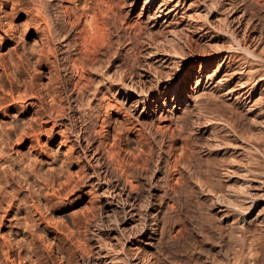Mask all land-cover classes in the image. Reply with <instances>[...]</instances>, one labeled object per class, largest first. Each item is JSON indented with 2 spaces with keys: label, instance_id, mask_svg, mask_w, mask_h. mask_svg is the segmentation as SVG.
Segmentation results:
<instances>
[{
  "label": "rangeland",
  "instance_id": "374dc122",
  "mask_svg": "<svg viewBox=\"0 0 264 264\" xmlns=\"http://www.w3.org/2000/svg\"><path fill=\"white\" fill-rule=\"evenodd\" d=\"M130 1L131 0H0V239L3 236L2 234H5L3 236L5 238L10 232V237H6V242L9 241L8 243L12 245L14 243L13 251H15L11 252V257L6 261L7 264H12L13 259V264H101L103 259L105 262L103 261L102 264H106V260L102 255L107 248L113 250L114 253L118 250L117 254H120L124 251L121 249L124 245L123 248H125L127 252L130 251L131 254L132 251H135L133 247H138L139 245V248H143V246L149 248L152 241L153 254L148 255L149 257L153 255L150 257L151 261H153L152 264H162L163 261L167 264H201V261L202 264H231L237 256H239L237 257L238 259L232 264H264V230H259V228L255 229L251 223H244L242 225L245 226H241L240 228L235 226L239 230L237 231L236 229L233 231L235 227L232 226L231 229V223L229 221H226L227 224H225V221H220L218 217L220 214L217 211V206L221 202L218 193L225 190L228 186L226 184L228 183L229 186H232L230 188H234L235 186V188H238L239 186L237 183L239 182L236 176H238L237 174H241L243 177L246 173L245 172L243 175V169L246 167L250 170L253 169L252 172L248 171L243 178L252 175L260 176L262 173L264 174V122L261 121H264V116L257 112L250 113L249 116V113H242L245 111H241L242 108L240 107H238V111H236L231 109L234 107L237 109L236 104L232 105V102H229L230 100L232 101V99L216 95L218 93L215 94V92H212L213 94L211 93L212 96H210V91L207 90H204V95L202 94L203 91H194L193 93V89L188 86L187 91L190 96L188 98L185 97V101H183L182 104L172 99L173 95L171 91L167 93L165 99L167 104L165 103L164 106L155 107L157 105L155 102L152 104L147 103L144 108V114L147 118L145 119L146 121H143L144 123L146 122V124L143 122V125L139 123L140 120L137 118V112H133L128 108L127 104L129 101L127 99L123 97L120 98L121 96H119L118 88H120L123 83L127 82L129 84L130 82L136 88L138 86L137 89H145L146 85L149 84L147 81H144L143 75L145 73L155 75L162 72L161 74L164 78L167 72H164L165 68L158 69L159 65L154 61H151L153 62L152 64H154L151 65L150 62L146 63L141 59L140 49L143 47H141V45L150 44L152 42L151 40L156 38L155 35H157V38H162L163 34L160 32L158 33L161 35L155 34L160 29L157 26L151 27L152 22L147 20V15L145 13L138 14V11L140 12L139 8L142 0H139L136 5H132ZM208 1L213 7H211ZM212 1L199 0V2H205L204 4H206L203 10L204 12H201L202 16L204 17L203 14L208 12L205 14V17L212 25L215 23V26H222V28H225L229 21L228 19L235 17L236 20L238 19L242 23L241 27L244 25L243 28H246L249 34L248 39L250 40L253 38L250 41L259 43V48L261 46L264 47V0ZM227 6L230 7L228 10H226ZM230 10L231 13L229 14ZM63 15H66V17H62ZM218 15L225 16L218 18ZM43 17L46 19L44 20ZM91 17L94 18L99 26L102 25L101 31L104 29L101 32V34H103L101 37L102 39H99L100 42H103L98 43L97 47L99 49L96 48L97 50L93 53V57L85 50L84 54L86 55L87 53L86 56L81 52L83 44L85 43L81 35L84 33L85 28H87L86 26H88ZM224 18L225 21L222 20ZM214 19L216 20L214 21ZM217 19H220V21ZM45 21L48 28H54L47 29ZM222 21H224L223 23L226 22V25L223 24L224 27L221 24ZM218 24L220 25L218 26ZM146 25H149L147 29H145ZM35 27L37 29H35ZM156 27L159 30H157ZM66 28L69 30L67 32L71 34V40H75L71 42V44L74 43L70 48L72 52H70L71 50L69 49V52H66L67 54H65L64 48L61 49L62 45H57L60 43V40H56L57 36L55 31H53L57 29L66 32ZM151 29H154L156 32ZM48 31L53 32L52 35ZM182 32L178 33L179 37L175 40L176 42L174 41L176 43H174V47L178 46L175 47L178 52H185L187 54L189 51L199 53L202 52V49L203 51L205 50V45L203 47V44L201 46L199 42L193 41L191 43L187 41V38H184L185 31ZM147 33H150V35L148 36ZM144 35H146V38ZM150 36L151 40L148 38ZM45 37H48V43ZM239 37H241V34ZM52 38H55V43L52 42L54 41ZM184 39L186 40L183 42ZM146 40L150 41L147 42ZM137 41H139V43ZM45 42L46 44H44ZM96 42H98V39ZM185 42L188 43L186 44ZM40 43H42V47ZM177 43H179V45H177ZM183 44L186 45L184 46ZM183 46L186 49L183 48ZM72 47L77 53L73 51ZM263 47H261L262 49L260 48L262 51H264ZM46 48L49 49V51ZM138 49L139 52L137 51ZM40 52L43 54H40ZM132 52L135 53L136 56ZM61 54L64 55L62 56ZM78 54H80L81 60H78L80 59ZM39 55H41L40 57L42 59ZM133 55L134 57H132ZM101 57L104 59L102 58V60ZM83 59L90 62L93 60L91 63L95 64H93L95 72L85 73L87 76L89 75V79L86 75V77L83 76L80 78L83 70L79 69V64L77 63L78 61H83ZM76 60L77 62L74 66ZM138 60L142 61V65L139 64L141 63L140 61L138 63ZM95 61L102 63H100V65L98 64L101 69L100 71ZM262 61L263 60L258 63L261 64V67L258 66V68L261 69L259 70L260 73H264V61ZM106 62L108 64H106ZM91 63L90 65H92ZM155 66L158 71L155 70ZM198 66L199 64H197L196 68H192L193 71L191 68L187 69L184 79H180V83H194L193 81H189V79L192 78L191 80H193L196 78L198 75ZM76 67L78 69H76ZM77 71L79 72L77 73ZM101 71L107 73L103 74V77L100 79V76H102ZM158 74L154 76V79L157 76L159 78ZM106 76L108 78L110 77V79L105 78ZM162 76L160 78H162ZM92 78L93 80L95 79L96 83ZM84 79L90 82L87 81V83L84 81L85 83H82ZM91 81H93V83ZM97 82L100 83L96 85ZM104 82L106 85L102 84ZM163 84L164 82L161 81V89H163ZM118 85L120 86L118 87ZM80 86H83L82 88L84 89ZM139 86L141 88H139ZM86 87L89 89L87 90ZM107 88H109L110 91ZM79 89L85 91L81 92ZM92 92L93 94H91ZM86 93L90 94V97ZM198 93L202 94L199 98L198 96L200 95H198ZM205 93L208 96H206ZM80 95L83 98L82 102H80ZM191 95L192 98H190ZM194 96H197V98ZM215 96H217L216 99L218 100L214 99ZM218 97L223 99H219ZM187 99L188 105L185 103ZM219 100H223L225 103ZM123 101L126 102L124 103ZM173 102H175V104ZM230 103L231 105H228ZM176 106L178 107L175 108ZM139 109H141V106ZM181 109H183V111ZM190 109L191 111H189ZM178 110L181 111L179 112ZM209 111L211 113L215 112V114H212L217 116L216 119ZM198 112H202V114L200 113L199 115ZM81 113L87 116H82ZM196 113L198 114L196 115ZM169 114H171V116ZM242 114L243 117L241 116ZM247 115L250 118L252 116H257L256 120L255 118L251 120ZM193 116H195V119ZM196 116H200L201 118H197ZM261 117H263V119H261ZM194 120L198 122L196 123ZM211 120H215V122ZM221 121L227 122V124L221 123ZM198 123L201 125H198ZM66 125L68 126L66 127ZM226 125L227 127H225ZM220 126L221 128L219 129L221 130L219 133L218 127ZM205 128L206 130H203ZM86 130H88V132H86ZM66 131L71 133L67 134ZM211 131L214 133L212 134ZM77 135L79 137H81V135H84V137L87 136L85 137L87 139H82L81 142L77 144L76 140H74ZM216 135L218 137L217 139H215ZM18 137L20 138L18 139ZM223 138L226 141L223 140ZM88 139L90 140L88 141ZM90 141L92 142L91 147L93 150L98 152V159L92 158L90 156L91 151L86 150V146H89L87 143L89 142L91 144ZM208 141H211L210 144ZM207 142L209 147L207 146ZM232 142L237 145H245L246 150L250 149V153L248 151V153L246 152L248 154L247 159L249 160L247 161L249 163L247 162L246 164V158H243L246 156H242L246 153L237 154ZM211 143H213L212 145L216 144L217 147L214 145L215 147L213 146V148L210 149L212 147ZM221 143L226 144H223L226 147ZM246 144H248L247 147ZM227 145H229L230 148ZM83 148L85 149L83 150ZM229 149H231L234 160L235 157H237L235 161L238 162L242 160L240 163H237L238 165L241 164L240 166L236 165L233 167V171H235L233 174H235L229 180L230 182L226 181V178H224L225 175H223L225 174L223 172L226 171L225 167L228 165V161H230L228 158L232 157L231 159H233ZM97 161L99 163H97ZM101 166L103 168H101ZM221 166L225 170L220 168ZM239 167L240 169H238ZM219 168L224 171L222 172ZM110 178L114 181L117 180V182H120L128 191L136 194L138 198L140 197L139 201L143 199L141 204L145 205L147 202H155L152 204H156L155 206L157 207H162V212L164 211V214L161 213L163 215H161V220L165 224L162 238L158 240L147 238L143 234L147 233V230L140 233V225L143 221L139 223L132 222L134 224L133 226L129 223H123V212L116 204H113L115 202L113 195H111V191H108L110 190V184H108ZM234 178L236 181L233 180ZM112 179L111 182L113 181ZM221 181H225L224 183L226 184H222ZM223 186L224 189L221 188ZM210 188L213 190L216 189L214 190L215 192ZM41 189H43V191ZM219 189L222 190L219 192ZM7 191L8 193H6ZM9 193L12 194V196ZM41 193L46 198H44ZM7 194H9L10 197L9 195L7 196ZM37 194L39 196H37ZM211 196L214 198H210ZM7 197L12 200H9ZM7 199L10 201L9 205V202L6 201ZM24 199L25 201H23ZM210 199H213V201ZM26 200L30 208H28L25 203ZM224 200H222V202ZM19 201L21 202L18 203ZM108 203L112 204L109 206L107 205ZM23 204L26 205L22 206ZM263 207L264 205L262 208ZM14 208L17 209V212ZM26 208H28V210ZM103 208L106 209L104 210ZM262 210L264 212V209ZM3 213L4 218L2 217ZM212 213L215 214L213 215ZM215 215H218L217 218H215ZM211 217L213 218L210 219ZM207 218L210 220L209 223L215 228L208 223ZM213 219L217 220L213 221ZM205 220H207L206 223ZM1 221L4 222L2 223ZM148 222H150V220ZM214 222H217L218 226L217 223L215 225ZM222 222L229 226H225V228L222 224L223 228L222 225H220ZM112 226L115 227L116 231L110 233L111 231L108 229ZM127 226L128 229H124L127 228ZM243 227H247L248 229H244ZM119 228H121V231ZM230 229L233 234V239L237 234V240L234 239L235 241L232 242L229 238L230 234H228V232L231 233ZM106 230H108V232ZM225 230H227L226 234H224ZM221 231L224 232L221 233ZM211 232L214 234L212 235ZM238 232L240 234H238ZM259 232H261V234ZM217 233L219 239H216V237H218ZM247 233H249L248 236L245 235ZM109 234H114V236L110 238V236H108ZM128 234H130L129 237ZM253 234H255V236H253ZM238 235L242 236L238 237ZM11 236L13 239L16 237L15 240H18V242L16 243L15 240L11 239ZM126 236L129 238V241L124 242L123 239L126 240ZM152 236L154 237V234ZM241 237L243 241L239 240ZM117 238L118 242L116 240ZM216 240H218V243H216ZM100 241H103V243ZM226 241L231 243L229 244ZM0 242L1 248L2 241L0 240ZM27 242H30V244H27ZM99 242L102 244L100 248ZM237 242H239L240 245ZM252 242L255 245H253ZM164 244H166L167 247ZM227 245V248L230 246V249H226ZM199 246H203L204 248H199ZM17 248L19 250H17ZM118 248H120V251ZM192 249L196 254L192 253ZM235 251L237 254L239 253L236 257L234 255V253H236ZM31 252L32 257H30ZM199 252L202 253L200 254ZM16 253L20 256L18 257ZM35 255L36 257H34ZM120 255L122 256V253ZM181 255L192 256L190 258V256L181 257ZM231 255L234 257L233 261H230L232 258ZM154 256H158L159 258H155ZM29 257L33 258V260ZM154 259L158 260L156 261ZM197 260L200 261L198 262ZM32 261H34V263H32ZM0 264H5L4 256L1 253Z\"/></svg>",
  "mask_w": 264,
  "mask_h": 264
},
{
  "label": "bare ground",
  "instance_id": "6f19581e",
  "mask_svg": "<svg viewBox=\"0 0 264 264\" xmlns=\"http://www.w3.org/2000/svg\"><path fill=\"white\" fill-rule=\"evenodd\" d=\"M210 1H212V0H210ZM218 1V0H217ZM229 1V0H228ZM138 2H139V0H131L130 1V3L132 4V5H136V4H138ZM205 2H207V1H205ZM204 2V3H205ZM209 2V1H208ZM213 2V1H212ZM204 3H202V2H199V0H142V3L140 4V8H139V10H140V12L138 11V14H140V13H145L146 15H147V20L148 21H151L152 22V25H151V27L153 26H157L156 28H157V30H159V31H155L154 29L152 30V31H155L156 33L155 34H158V35H161V34H159L158 32H160V33H162L163 34V37L162 38H157V35H155L156 36V38L154 39V40H151L150 38H151V36L150 37H148L152 42L150 43V44H145V45H141V47H140V45H139V47L141 48L140 50V52H141V56H142V58L141 59H143V61L144 62H150L151 63V65H154V64H152L153 62H151V61H154L155 63H157L158 65H159V67H158V69L159 68H161V69H163V68H165V70H164V72H167V74L165 75V77L163 78V76H162V72L160 73V74H158L157 72H155V71H152V72H155V73H157L158 75H159V78H158V76L157 77H155V79H154V76H156L157 74H151V73H145L143 76H144V81L146 82H148L149 84H147L146 85V88L145 89H142L140 86H139V88H141V89H137L138 88V86H137V88L133 85V84H131L130 82H129V84L126 82V83H123L121 86L120 85H118V87L120 86V88H118L119 89V96H121L120 98H125V99H127L129 102H128V104H127V106H128V108H130L133 112H137V118H138V120H140V122L139 123H141L142 124V122L143 121H146L145 119L147 118V116L144 114V108H145V106H146V104L148 103V104H152V103H156L157 105L155 106V107H160V106H164L165 105V103L167 104V102H165V99H166V97H167V93L168 92H170L171 91V93H172V99L173 100H176V101H178L180 104H182V102L183 101H185V97H189L190 95L188 94V91H187V88H188V86H190L193 90V93H194V91L195 92H198V91H200V92H202L203 91V95H204V90L206 91H210V96H212L211 95V93L213 92H215V94L216 93H218V94H216V95H220V96H222V97H226L227 99H232V101L230 100L229 102H232V105H237V109L234 107V108H231V109H234V110H236V111H238V107H240V108H242L241 109V111H245V112H242V113H249V116H250V113H253V112H257V113H261L263 116H264V73H260L259 72V70H261V69H259L258 68V66H260L261 64H258L259 63V61H261V60H263L264 61V51H262L261 49V47H263V46H261L260 48H259V43H256V42H252V41H250L251 39H253V38H251L250 40L248 39L249 38V34H248V32L246 31V28H243V26L241 27V25H242V23L240 22V20H236L235 19V17L234 18H229L228 20V22H227V25L225 24V23H223L224 21H225V18L224 19H222V20H224V21H222L221 22V24L223 25V24H225L226 25V27L225 28H222V26L221 27H217V26H215L214 24L212 25L211 23H210V21L209 20H207L206 19V17H205V14H207V13H204L203 15H204V17L202 16V13L204 12L203 10H204V8H205V6H206V4H204ZM210 3V2H209ZM214 3V2H213ZM212 3V4H213ZM226 3H228V2H226ZM129 4V3H128ZM130 4V5H131ZM229 4V3H228ZM210 5H211V3H210ZM209 6V5H208ZM231 6V5H230ZM211 7H213L212 5H211ZM210 7V8H211ZM225 7H226V5H225ZM235 7V6H234ZM50 8H51V6H50ZM228 8H230V7H228L227 6V8H226V10H228ZM233 9V8H232ZM235 9V8H234ZM51 10V9H50ZM67 10V9H66ZM216 10V9H215ZM54 11V10H53ZM52 11V12H53ZM60 11V10H59ZM59 11H57V12H59ZM70 11V10H69ZM203 11V12H202ZM46 12H47V10H46ZM51 12V13H52ZM57 12H55V13H57ZM71 12V11H70ZM202 12V13H201ZM206 12V11H205ZM210 12V11H209ZM233 12V11H232ZM231 13V10L229 11V14ZM48 14V13H47ZM62 14H63V11H62ZM69 14V13H68ZM240 14L242 15V13L240 12ZM239 14V15H240ZM49 15V14H48ZM54 15V14H53ZM61 15V14H60ZM59 15V16H60ZM72 15V14H71ZM145 15V16H146ZM236 15V14H235ZM240 15V16H241ZM66 17V15H63L62 17ZM70 16V15H69ZM212 16V15H211ZM219 16V15H218ZM217 16V17H218ZM225 16V15H224ZM224 16H219L218 18H222V17H224ZM238 16V15H237ZM50 17V16H49ZM54 17V16H53ZM56 17V16H55ZM57 17H58V14H57ZM64 17V18H65ZM44 18V20L46 19L45 17H43ZM64 18H63V20H64ZM212 18V17H211ZM211 18H210V20H211ZM214 18V17H213ZM227 18V17H226ZM241 18V17H240ZM244 18V17H243ZM49 19V18H48ZM56 20V19H55ZM54 20V21H55ZM216 19H214V21H215ZM217 20H219L220 21V19H217ZM60 21V20H59ZM53 22V21H52ZM88 22V21H87ZM145 22H146V19H145ZM49 23V22H48ZM86 23V22H85ZM247 23H248V21H247ZM53 24V23H52ZM59 24V23H58ZM57 24V25H58ZM87 24V23H86ZM47 24H46V21H45V26H46ZM54 25H56V24H54ZM53 25V26H54ZM59 25H61V24H59ZM64 25V24H63ZM220 24H218V26H219ZM48 26V25H47ZM46 26V27H47ZM86 26V25H85ZM102 25H100L99 26V24L94 20V18H90V20H89V23H88V26H86L87 28H85V30H84V33H82V35H81V37H83L84 38V41H85V43L83 44V48H82V50H81V52H83L82 54H84V50L88 53V54H91L92 55V57H93V53L97 50L96 48H98L97 46H98V43L100 42L99 41V39L102 37V35L103 34H101V32L104 30V29H102V31H101V27ZM149 26V25H148ZM148 26L146 25V28L145 29H147L148 28ZM40 27V26H39ZM50 27V26H49ZM56 27V26H55ZM61 27H63V26H61ZM66 27V26H65ZM223 27H224V25H223ZM51 28V27H50ZM50 28H48L47 27V29H50ZM54 28V27H53ZM53 28H51V29H53ZM150 28V27H149ZM35 29H37L36 27H35ZM70 29V28H69ZM80 29V28H79ZM84 29V28H83ZM64 30H65V28H64ZM81 30V29H80ZM79 30V31H80ZM150 30V29H149ZM185 31V36H184V38H187V41H189V42H199V43H197V44H199V45H201L202 46V44H203V47H204V45L206 46V48H205V50L203 51V49H202V52H197V53H193L192 51L190 52H188L187 54L185 53V52H183V53H180V52H178L176 49H175V47H178V46H175L174 47V43L176 42L175 40L179 37L178 35V33L179 32H182V31ZM250 30V29H249ZM38 31V30H37ZM51 31V30H50ZM53 31H55V33H56V36H57V41L58 40H60V43H58L57 45H62V48H61V46H60V48L61 49H63L64 48V51H65V54H67L68 52H69V49L71 48V46H73L72 44H74V43H72L71 44V42H72V40H74V39H72L71 40V34H70V32H67V31H69V30H67V28H66V32L64 31V32H62L61 30H57V29H55V30H53ZM78 31V32H79ZM183 31V32H184ZM49 32V31H48ZM48 32H47V35H48ZM182 32V33H183ZM252 32V31H251ZM38 33V32H37ZM51 35H52V33L53 32H49ZM77 33V32H76ZM104 33V32H103ZM144 33V32H143ZM152 33H154V32H152ZM73 34H75V33H73ZM72 34V35H73ZM241 34V37H239V35ZM252 34V33H251ZM50 35V36H51ZM147 35L149 36L150 35V33L148 34L147 33ZM181 35V34H180ZM77 36V35H76ZM79 36V35H78ZM140 36V35H139ZM142 36H143V34H142ZM141 36V37H142ZM146 35H144V37H145ZM38 37H39V35H38ZM53 37V36H52ZM75 37V36H74ZM154 37V36H153ZM153 37H152V39H153ZM159 37V36H158ZM251 37V36H250ZM252 37H253V35H252ZM46 38V40H47V38L48 37H45ZM76 38V37H75ZM79 38H80V36H79ZM146 38V37H145ZM257 38V37H256ZM50 39H51V37H50ZM53 39V38H52ZM55 39V38H54ZM53 39V40H54ZM98 39V42H96V40ZM102 39V38H101ZM100 39V40H101ZM141 39V38H140ZM143 39V38H142ZM45 40V41H46ZM143 40H145V39H143ZM150 40H146L147 42L148 41H150ZM186 39H184L183 40V42L185 41ZM257 40V39H256ZM40 41V40H39ZM38 41V42H39ZM75 41V40H74ZM73 41V42H74ZM82 41H83V39H82ZM175 41V42H174ZM182 41V40H181ZM259 41V40H258ZM257 41V42H258ZM47 43H48V40L46 41ZM46 42L44 43V44H46ZM50 42V41H49ZM53 43H55V40L54 41H52ZM81 42V41H80ZM101 42H103V41H101ZM100 42V43H101ZM138 43H139V41H137ZM180 42V41H179ZM53 43H52V45H53ZM186 43V42H185ZM188 43V42H187ZM186 43V44H187ZM41 45V47H42V43H40ZM50 44V43H49ZM143 44V43H142ZM176 44V43H175ZM185 44V45H186ZM194 44V43H193ZM196 44V45H197ZM56 45V44H55ZM76 45V44H75ZM74 45V46H75ZM100 45H102V44H100ZM177 45H179V43H177ZM182 45V44H181ZM184 45V44H183ZM184 45V46H185ZM190 45V44H189ZM37 46H39V45H37ZM50 46V45H49ZM78 46V45H77ZM76 46V47H77ZM183 46V48H185ZM200 46V47H201ZM47 47V46H46ZM51 47V46H50ZM58 47V46H57ZM138 47V48H139ZM189 47V46H188ZM47 48H49V47H47ZM46 48V49H47ZM59 48V49H60ZM73 48V47H72ZM81 48V47H80ZM80 48H78V49H80ZM202 48V47H201ZM264 48V47H263ZM41 49V48H40ZM40 49H39V51H40ZM46 49H45V51H46ZM51 49V48H50ZM58 49V50H59ZM60 49V50H61ZM99 49V48H98ZM182 49V48H181ZM186 49V48H185ZM37 50V49H36ZM48 51H49V49H47ZM57 50V51H58ZM71 50V49H70ZM134 50V49H133ZM136 50V49H135ZM179 50H180V48H179ZM42 51H43V49H42ZM73 51H74V48H73ZM138 52H139V49L137 50ZM183 51V50H182ZM196 51V50H195ZM198 51V50H197ZM37 52V51H36ZM47 52V51H46ZM67 52V53H66ZM70 52H72V50L70 51ZM74 52H76V51H74ZM79 52V51H78ZM99 52V51H98ZM134 52V51H133ZM132 52V53H133ZM39 53V52H38ZM48 53V52H47ZM77 53V52H76ZM80 53V52H79ZM87 53H86V55H87ZM137 53V52H136ZM40 54H43V53H41L40 52ZM73 54V53H72ZM81 54V53H80ZM80 54H78V56L80 55ZM133 54H135V53H133ZM138 54H140V53H138ZM62 55V54H61ZM64 55V54H63ZM62 55V56H63ZM85 55V54H84ZM85 55V56H86ZM91 55H89V56H91ZM96 55V54H95ZM100 55H101V53H100ZM41 55H39V57H40ZM69 56V55H68ZM130 56V55H129ZM135 56H136V54H135ZM139 56V55H138ZM45 57V56H44ZM66 57V56H65ZM84 57V56H83ZM95 57V56H94ZM97 57V56H96ZM132 57H134V55L132 56ZM140 57V56H139ZM41 58V57H40ZM75 58H77V57H75ZM79 58L80 59H78V60H81L82 58H81V56H79ZM91 58V57H90ZM89 58V59H90ZM103 57H101V59H102ZM131 58V57H130ZM42 59V58H41ZM41 59H40V61H41ZM66 59V58H65ZM86 59H87V57H86ZM99 59H100V56H99ZM98 59V60H99ZM104 59V58H103ZM102 59V60H103ZM138 59H140V58H138ZM37 60V59H36ZM75 60V59H74ZM73 60V61H74ZM88 60V59H87ZM130 60H132V59H130ZM39 61V60H38ZM93 61V60H92ZM91 61V62H92ZM110 61V60H109ZM129 61V60H128ZM133 61V60H132ZM131 61V62H132ZM137 61V60H136ZM139 61L140 60H138V63H139ZM262 61V62H263ZM37 62V61H36ZM76 62H77V60L75 61V63H74V66H75V64H76ZM90 61H85L84 59H83V61H78V63L77 64H79V69H81V70H83V72L81 73V75H80V78L81 77H83V76H87V74H85V73H91V72H93L94 71V66H93V64L94 63H91L92 65H90V63H89ZM95 62H97L96 63V65L98 66V68H99V65H100V63H98V61H95ZM108 62V61H107ZM106 62V64H108ZM130 62V61H129ZM141 63H139V64H141L142 65V61H140ZM145 63V64H146ZM41 64V63H40ZM99 64V65H98ZM102 64V63H101ZM111 64V63H110ZM197 64H199V66H198V68H197V73H198V75L196 76V78H194L193 80H191V79H189V81H193L194 83H190V84H187V83H180V79H184V75H185V73L187 72V69H189V68H191V70H192V68L194 69V68H196V66H197ZM95 65V64H94ZM103 65H104V63H103ZM38 66V65H37ZM97 66H95V67H97ZM157 66V65H156ZM154 67V68H156L155 70H157V67ZM103 67V66H102ZM105 67V66H104ZM151 67V66H150ZM153 67V66H152ZM261 67V66H260ZM97 68V69H98ZM108 68V67H107ZM147 68V67H146ZM39 69V68H38ZM76 69H78L77 67H76ZM160 69V70H161ZM50 70V69H49ZM101 69L99 68V71H100ZM104 70H105V68H104ZM107 70V69H106ZM144 70V69H143ZM146 70V69H145ZM154 70V69H153ZM40 71V70H39ZM108 71V70H107ZM158 71V70H157ZM163 71V70H162ZM193 71V70H192ZM195 71V70H194ZM79 71H77V73H78ZM95 72V71H94ZM98 72V71H97ZM262 72V71H261ZM50 73V72H49ZM75 73V72H74ZM101 73H102V76H100V79H101V77H103V74H106L107 72H105V73H103L102 71H101ZM100 73V74H101ZM76 74V73H75ZM79 75V74H78ZM93 75H95V74H93ZM98 75V74H97ZM110 75V74H109ZM162 76V78H160L161 76ZM49 76H51V75H49ZM85 76V77H86ZM91 76H92V74H91ZM107 76H108V74H107ZM105 77V78H108V77ZM132 76V75H131ZM139 76H141V75H139ZM139 76H138V78H139ZM52 77V76H51ZM79 77V76H78ZM89 77V75L87 76V78ZM95 77V76H94ZM93 77V78H94ZM93 78H92V80H93ZM96 78V77H95ZM99 78V77H98ZM97 78V79H98ZM125 78V77H124ZM133 78H135V77H133ZM89 79V78H88ZM96 79V80H97ZM108 79H110V77L108 78ZM108 79H107V81H108ZM127 79H129V78H127ZM131 79V78H130ZM50 80V79H49ZM79 80V79H78ZM91 80V79H90ZM104 80V79H103ZM133 80V79H132ZM132 80H131V82H132ZM139 80V79H138ZM140 80H142V79H140ZM83 81V82H82ZM82 81H80V82H82V83H85V82H87V81H85V79L84 80H82ZM85 81V82H84ZM93 81H95V79L93 80ZM93 81H91L92 83H93ZM98 81H99V79H98ZM105 81V80H104ZM112 81V80H111ZM125 81V80H124ZM164 82V84H163V89H161L160 87V82ZM88 82H90V81H88ZM87 82V83H88ZM113 82V81H112ZM134 82V81H133ZM141 82V81H140ZM76 83H77V80H76ZM95 83H96V81H95ZM100 83V82H99ZM98 82H97V84L96 85H98L99 84ZM114 83H116V82H114ZM49 84V83H48ZM102 84H105L106 85V83L104 82V83H102ZM109 84V83H108ZM135 84V83H134ZM139 84V83H138ZM84 85V84H83ZM91 85V84H90ZM117 85V84H116ZM136 85H137V83H136ZM78 86V85H77ZM95 86V85H94ZM104 86V85H103ZM113 86V85H112ZM111 86V87H112ZM115 86V85H114ZM142 86V85H141ZM81 88L83 87V86H80ZM90 87V86H89ZM100 87H102V86H100ZM99 87V88H100ZM109 87H110V85H109ZM143 87V86H142ZM87 88V87H86ZM97 88V87H96ZM82 89H84V88H82ZM89 88H87V90H88ZM105 89V88H104ZM107 89H109V88H107ZM114 89V88H113ZM91 90V89H90ZM92 90H93V88H92ZM91 90V91H92ZM97 90V89H96ZM100 90V89H99ZM115 90V89H114ZM219 90V91H218ZM79 91H81V89H79ZM83 91H85V90H83ZM83 91H81V92H83ZM94 91H95V89H94ZM109 91H110V89H109ZM112 91V90H111ZM116 91H117V88H116ZM87 92V91H86ZM89 92V91H88ZM118 92V91H117ZM96 93H97V91H96ZM96 93H95V96H96ZM112 93V92H111ZM212 93V94H213ZM80 94V93H79ZM88 96L90 95V94H88V93H86ZM91 94H93V92L91 93ZM196 94V93H195ZM202 94L200 93H198V95H200V96H198V98L199 97H201L202 96ZM206 94V93H205ZM82 95V94H81ZM80 95V96H81ZM87 95H86V97H87ZM194 95V94H193ZM170 96V97H171ZM197 96H194V97H196L197 98ZM206 96H208L207 94H206ZM214 96V95H213ZM90 97V96H89ZM88 97V99L90 100V98ZM92 97H93V95H92ZM169 97V96H168ZM216 97L217 96H215L214 97V99H216ZM94 98H96V97H94ZM190 98H192V95H191V97ZM195 98V99H196ZM213 98V97H212ZM219 98V97H218ZM86 99V98H85ZM118 99V98H117ZM219 99H223V98H219ZM92 100V99H91ZM193 100H194V98H193ZM216 100H218V99H216ZM83 101V98H82V96H81V99H80V102H82ZM87 101V100H86ZM219 101H223V100H219ZM92 102V101H91ZM124 103L126 102V101H123ZM224 103H225V101H223ZM228 102V101H227ZM174 104H175V102H173ZM186 105H188V99L186 100ZM90 104V103H89ZM173 104V105H174ZM195 104V103H194ZM198 105V104H197ZM222 105V104H221ZM228 105H231V103L230 104H228ZM227 105V106H228ZM140 106H141V109H139L140 108ZM148 106V105H147ZM199 106H200V104H199ZM225 106H226V104H225ZM178 106H176L175 108H177ZM192 107H194V106H192ZM198 107V106H197ZM197 107H196V109H197ZM231 107V106H230ZM229 107V108H230ZM233 107V106H232ZM166 108V107H165ZM187 108V107H186ZM185 108V109H186ZM190 108V107H189ZM200 108V107H199ZM228 108V109H229ZM184 109V110H185ZM191 109H194V108H191ZM191 109L189 110V111H191ZM196 109H194V110H196ZM87 110V109H86ZM130 110V111H131ZM152 110H153V108H152ZM156 110V109H155ZM161 110V109H160ZM159 110V111H160ZM182 111H183V109H181ZM180 110V111H181ZM233 110V111H234ZM240 110V109H239ZM88 111V110H87ZM131 111V112H132ZM146 111V110H145ZM163 111V110H162ZM179 111V110H178ZM179 111V112H180ZM187 111V110H186ZM199 111V110H198ZM83 112H85V111H83ZM130 112V113H131ZM208 112V111H207ZM210 112V111H209ZM129 113V114H130ZM199 113V115H200V113L202 114V112H198ZM198 113H196V115L198 114ZM206 113V112H205ZM212 113H214L215 114V112H212ZM211 112H210V114H212ZM233 113H235V112H233ZM238 113V112H237ZM82 114V113H81ZM132 114V113H131ZM147 114V113H146ZM153 114V113H152ZM207 114V113H206ZM205 114V115H206ZM83 115H86V114H82V116ZM136 115H134V116H136ZM150 115V114H149ZM170 116H171V114H169ZM193 115H194V113H193ZM203 115H204V113H203ZM213 115V114H212ZM211 115V116H212ZM216 115H218V114H216ZM220 115V114H219ZM255 115H257V114H255ZM79 116H80V114H79ZM87 116V115H86ZM174 116V115H173ZM202 116V115H201ZM209 116V115H208ZM214 117H215V119H216V117L217 116H215V115H213ZM242 117H243V114L241 115ZM245 116V115H244ZM248 116V115H247ZM248 116V118H250ZM258 116V115H257ZM256 116V117H257ZM132 117V116H131ZM175 117V116H174ZM173 117V118H174ZM194 117V119H195V116H193ZM197 117V116H196ZM200 117V116H199ZM199 117H197V118H199ZM207 117V116H206ZM256 117L255 116H252L250 119L251 120H253L252 118H255V120H256ZM136 118V119H137ZM151 118V117H150ZM201 118V117H200ZM208 118V117H207ZM135 119V120H136ZM221 119H224V118H221ZM220 119V120H221ZM250 119H249V121H250ZM261 119H263V117H261ZM61 120V119H60ZM82 120V119H81ZM80 120V121H81ZM85 120V119H84ZM137 120V121H138ZM199 120V119H198ZM203 120H204V117H203ZM209 120V119H208ZM217 120H219V119H217ZM258 121H260L259 119H257ZM55 121V120H54ZM53 121V122H54ZM147 121H148V119H147ZM206 121H207V119H206ZM210 121V120H209ZM208 121V122H209ZM212 121V120H211ZM225 121V120H224ZM222 122L221 121V123H225V122ZM262 122H264L263 120H261ZM65 122V121H64ZM66 122H70V121H66ZM194 122H196L195 120H194ZM198 122V121H197ZM196 122V123H197ZM199 122H201V121H199ZM204 122V121H203ZM212 122H215V120L214 121H212ZM212 122H211V124H212ZM220 122V121H219ZM251 122V121H250ZM255 122V121H254ZM63 123V122H62ZM144 123V122H143ZM67 124V123H66ZM144 124H146V122L144 123ZM200 123H198V125H199ZM214 124V123H213ZM225 124H227V122L225 123ZM60 125V124H59ZM143 125V124H142ZM201 125V124H200ZM205 125V124H204ZM221 125H223V124H221ZM61 126V125H60ZM68 125H66V127H67ZM207 126V125H206ZM210 126H212V125H210ZM215 126V125H214ZM218 126V125H217ZM65 127V126H64ZM71 127V126H70ZM70 127H69V129H70ZM144 127H145V125H144ZM225 127H227V125L225 126ZM86 128H88V127H86ZM199 128H201V127H199ZM219 128H221V126L220 127H218V129ZM224 128V127H223ZM62 129V128H61ZM68 129V130H69ZM76 129V128H75ZM81 129V128H80ZM79 129V130H80ZM84 129V128H83ZM212 129V128H211ZM63 130V129H62ZM78 130V131H79ZM203 130H206V128L205 129H203ZM212 130H214V129H212ZM220 130L221 129H219V133H220ZM59 131H60V129H59ZM70 131H72V130H70ZM73 131H76V130H73ZM81 131V130H80ZM215 131H216V129H215ZM218 131V130H217ZM65 132V131H64ZM67 132V131H66ZM86 132H88V130H86ZM226 132V131H225ZM63 133V132H62ZM68 133H71V132H67V134ZM75 133V132H74ZM79 133V132H78ZM211 133H212V131H211ZM210 133V134H211ZM214 133V132H213ZM212 133V134H213ZM77 134V133H76ZM82 134V133H81ZM87 134V133H86ZM217 134V133H216ZM65 135H66V133H65ZM64 135V136H65ZM88 135H89V133H88ZM91 136V135H90ZM206 136V135H205ZM204 136V137H205ZM209 136V135H208ZM207 136V137H208ZM211 136V135H210ZM66 137H68V136H66ZM85 137H87V136H85ZM84 137V135H81V137H79L78 135L76 136V138H74V140H76V142H77V144H79L80 142H81V140L83 139H87V138H85ZM92 137V136H91ZM216 138L215 139H217L218 137H217V135L215 136ZM20 137H18V139H19ZM65 138V137H64ZM73 138V137H72ZM93 138V137H92ZM209 138V137H208ZM211 138V137H210ZM212 138H213V135H212ZM214 139V140H215ZM239 139V138H238ZM241 139V138H240ZM90 139H88V141H89ZM93 140V139H92ZM208 140H210V139H208ZM213 140V139H212ZM223 140H225L224 138H223ZM221 141V140H220ZM226 141V140H225ZM62 142H63V140H62ZM91 142V141H90ZM209 142V144H210V142L211 141H208ZM208 142H207V146H208ZM213 142V141H212ZM230 142V141H229ZM240 142H242V141H240ZM243 142H245V141H243ZM61 143V142H60ZM72 143H73V141H72ZM215 143H216V141H215ZM238 143V142H237ZM77 144H75V145H77ZM213 143H211V145H212ZM219 143L217 142V145H218ZM222 144V143H221ZM224 144V143H223ZM222 144V145H223ZM227 144H228V142H227ZM232 144H234L233 142H232ZM232 144H231V146H232ZM238 144H240V143H238ZM244 144V143H243ZM74 145V144H73ZM87 145H89V146H86V150H90L91 151V157L92 158H96V159H98V152H96V150H93V148L91 147V145H92V142H91V144L88 142L87 143ZM211 145H210V147H211ZM216 147H217V145L216 144H214ZM214 145H212V147L210 148V149H212L213 148V146ZM224 145H226V144H224ZM223 145V146H224ZM247 145L248 144H246V147H247ZM214 146V147H215ZM219 146V145H218ZM227 146H229V145H227ZM249 146H251V145H249ZM85 147V146H84ZM209 147V146H208ZM222 147V146H221ZM224 147H226V146H224ZM223 147V148H224ZM234 147H235V149H234ZM234 147H233V149L236 151V153L237 154H242L243 152L244 153H246L247 151L249 152V150L247 149L246 150V148H245V145H237V144H234ZM218 148H220V147H218ZM228 148V147H227ZM229 148H230V146H229ZM82 149V148H81ZM85 148H83V150H84ZM95 149V148H94ZM216 149V148H215ZM208 150V149H207ZM223 150V149H222ZM226 150V149H225ZM224 150V151H225ZM233 150V151H234ZM246 150V151H245ZM206 151V150H205ZM209 151H211V150H209ZM214 151V150H213ZM218 151V150H217ZM84 152V151H83ZM208 152V151H207ZM229 152L231 153V149H229ZM247 152V153H248ZM210 153V152H209ZM215 153V152H214ZM221 153V152H220ZM246 153V154H247ZM250 153V152H249ZM225 154V153H224ZM232 154V153H231ZM246 154H244V155H242V156H246V157H243V158H246V164H247V160H249V159H247V156H248V154L246 155ZM49 155V154H48ZM100 155V154H99ZM226 155V154H225ZM228 155H230V154H228ZM235 155V154H234ZM88 156V155H87ZM89 156V157H90ZM232 156H233V154H232ZM236 156V155H235ZM100 157V156H99ZM238 157H239V155H238ZM232 157H229L228 159H230V161H228V165L225 167L226 168V171L225 172H223L225 169L224 168H222V166L220 167V168H222V169H224L223 171H222V169H220L219 168V170H221L223 173H225V174H223V175H225V177L224 178H226V181H228V182H230L229 180L233 177V175L235 174H233V172H235V171H233V167L234 166H240L241 164H237V163H240L241 161L239 160L238 162L237 161H235L236 159H237V157H235V160H234V156H233V159H231ZM240 158V157H239ZM238 158V159H239ZM242 158V159H243ZM249 158V157H248ZM241 159V158H240ZM226 161H227V158H226ZM244 161V160H243ZM103 162V161H102ZM225 162V161H224ZM97 163H99L98 161H97ZM226 163V162H225ZM249 163V162H248ZM224 164V163H223ZM222 164V165H223ZM227 164V163H226ZM245 164V163H244ZM104 166V165H103ZM223 166H225V165H223ZM249 166V165H248ZM105 167V166H104ZM244 167V166H243ZM101 168H103L102 166H101ZM253 168V167H252ZM107 169V168H106ZM238 169H240V167L238 168ZM237 169V170H238ZM236 170V171H237ZM244 171H242L243 172V175H244V173L246 172V173H248V171H253V169H249V168H245V169H243ZM255 170V169H254ZM240 171V170H239ZM257 171V170H256ZM259 171V170H258ZM104 172V171H103ZM250 172V173H251ZM260 172H262V171H260ZM105 173V172H104ZM246 173H245V175H246ZM250 173H249V175H250ZM254 173V172H253ZM221 174V173H220ZM237 174V173H236ZM256 174V173H255ZM263 174V173H262ZM261 174V175H262ZM222 175V174H221ZM238 176H236V179H237V181L239 182V183H237L238 184V188H235L234 186V188H230V187H232V186H229V183L228 184H226V183H224L225 181H221L222 182V184L224 183V184H226V185H228L227 186V188L225 189V190H222V189H219V192H220V190H222L220 193H218V196H220V198H221V202H220V200L218 199V197H217V199L219 200V205L217 206V211L219 212V216L218 215H215L214 217L215 218H217V216L219 217V219H220V221H229L231 224H230V227H231V229H232V226H238L239 228L241 227V226H245V225H242V224H244V223H251L252 224V226H254V228L255 229H257V228H259V230H264V212H263V210L262 209H264V207L262 208V206L264 205V174L261 176H257V175H252V176H250V177H245V178H243L242 177V175L241 174H237ZM241 175V176H240ZM68 177H69V175H68ZM223 177H221V178H223ZM67 178V177H66ZM99 178V177H98ZM223 178V179H224ZM111 179L112 178H110V182L108 183V184H110L109 185V189L110 190H108V191H111V195H113V198H114V203L113 204H116L117 206H118V208H120L121 210H122V212H123V223L124 224H126V223H129V224H131L132 226L134 225L132 222H137V223H139V222H142L143 221V223L140 225L141 226V228H140V233H143L145 230H147V233H143L147 238H149V239H151V240H158L159 238H162L163 237V232H164V226H165V224H164V222L161 220V213H163L162 212V207H160V206H155L154 204H152V203H155V202H152V203H146L145 205H143V204H141V201L143 200H141V201H139V199H140V197L138 198V196L136 195V194H133V193H131L130 191H128L123 185H121L120 184V182H117V180L116 181H114L113 179V181L111 182ZM208 179V178H207ZM222 180V179H221ZM233 180H235V178L233 179ZM65 181H67V180H65ZM236 181V180H235ZM102 182V181H101ZM212 182V181H211ZM210 182V183H211ZM96 183V182H95ZM100 183V182H99ZM101 184V183H100ZM99 185V184H98ZM212 185V184H211ZM215 185V184H214ZM218 185H220V184H218ZM222 186V185H221ZM107 187V186H106ZM42 188V187H41ZM213 188H216V187H213ZM219 188V187H218ZM217 188V189H218ZM221 188H223L224 189V186L223 187H221ZM39 189V188H38ZM211 189V188H210ZM42 191H43V189H41ZM211 190H213V189H211ZM214 190H216V189H214ZM213 190V191H214ZM38 191V190H37ZM213 191H211V192H213ZM218 191V190H217ZM36 192V191H35ZM215 192V191H214ZM6 193H8V191L6 192ZM48 193V192H47ZM210 193V192H209ZM10 194V193H9ZM9 194H7V196L9 195ZM14 194V193H13ZM39 194V193H38ZM37 194V196H39ZM108 194V193H107ZM211 194V193H210ZM11 196H12V194H10ZM10 195H9V197H10ZM41 195H42V193H41ZM48 195V194H47ZM46 195V196H47ZM139 195V194H138ZM216 195H217V192H216ZM15 196H16V194H15ZM43 196V195H42ZM108 196V195H107ZM106 196V197H107ZM14 197V196H13ZM12 197V198H13ZM44 197V196H43ZM213 196H211L210 198H212ZM222 197H223V199H222ZM8 198V197H7ZM40 198V197H39ZM44 198H46V197H44ZM108 198V197H107ZM214 198V197H213ZM9 199V198H8ZM8 199L6 200V201H8ZM17 199H18V197H17ZM16 199V200H17ZM216 199V198H215ZM214 199V200H215ZM216 199V200H217ZM225 199V200H224ZM9 200H12V199H9ZM22 200V199H21ZM30 200H32V199H30ZM108 200V199H107ZM111 200V199H110ZM210 200H212L213 201V199H210ZM222 200H224L223 202H222ZM5 201V202H6ZM23 201H25V199L23 200ZM112 201H113V199H112ZM211 201V202H212ZM226 201V202H225ZM2 202H3V199H2ZM9 203H8V205L10 204V201H8ZM21 201H19L18 203H20ZM33 202V201H32ZM35 202V201H34ZM106 202V201H105ZM104 202V203H105ZM12 203V202H11ZM13 203H14V200H13ZM26 204L28 203L27 202V200H26V202H25ZM159 203V202H158ZM216 203V202H215ZM7 204V203H6ZM17 204V203H16ZM25 204V205H26ZM33 204V203H32ZM31 204V205H32ZM112 204V203H111ZM110 203H108L107 205H111ZM160 204V203H159ZM213 204V203H212ZM12 205V204H11ZM19 205V204H18ZM17 205V206H18ZM24 204L22 205V206H25ZM105 205V204H104ZM15 206V205H14ZM20 206V205H19ZM27 206H28V208H30L29 207V204H27ZM35 206H36V203H35ZM216 206V205H215ZM21 207V206H20ZM38 207V206H37ZM115 207V206H114ZM211 207V206H210ZM3 208V207H2ZM5 208V207H4ZM11 208V207H10ZM28 208H26L27 210H28ZM32 208H33V206H32ZM35 208V207H34ZM109 208V207H108ZM212 208H213V206H212ZM7 209V208H6ZM5 209V210H6ZM15 209V208H14ZM104 209V208H103ZM106 209V208H105ZM104 209V210H105ZM111 209V208H110ZM2 210V209H1ZM9 210V209H8ZM16 210V212H17V209H15ZM22 210V209H21ZM34 210V209H33ZM38 210V209H37ZM112 210V209H111ZM164 210H165V208H164ZM4 211V210H3ZM30 211V210H29ZM36 211V210H35ZM216 211V210H215ZM9 212V211H8ZM26 212V211H25ZM33 212V211H32ZM166 212V211H165ZM104 213H106V212H104ZM217 213V212H216ZM33 214V213H32ZM164 214V213H163ZM213 214V213H212ZM215 214V213H214ZM213 214V215H214ZM3 215H4V213L2 214V217H3ZM7 215V214H6ZM38 216V215H37ZM105 216H106V214H105ZM122 216V215H121ZM163 216V215H162ZM4 218V217H3ZM7 218V217H6ZM164 218V217H163ZM213 217H211L210 219H212ZM2 219V218H1ZM8 219V218H7ZM218 219V220H219ZM6 220V219H5ZM117 220V219H116ZM150 220V222H148ZM169 220V219H168ZM203 220V219H202ZM201 220V221H202ZM207 220H208V218H207ZM207 220H205V223L207 222ZM215 219H213V221H214ZM217 220V219H216ZM215 220V221H216ZM9 221H11V220H9ZM204 221V220H203ZM2 222V221H1ZM4 222V221H3ZM2 222V223H3ZM116 222V221H115ZM167 222V221H166ZM210 222V220H208V223ZM212 222V221H211ZM219 222V221H218ZM227 222L225 223V224H227ZM213 223V222H212ZM215 223V222H214ZM217 223V222H216ZM216 223H215V225H216ZM210 224V223H209ZM223 224V222L220 224V225H222ZM225 224H223L224 225V227L226 226H229V225H225ZM137 225V224H136ZM211 225V224H210ZM223 225H222V227H223ZM116 226V225H115ZM119 226V225H118ZM212 226V225H211ZM217 226H218V223H217ZM216 226V227H217ZM99 227V226H98ZM113 227V228H112ZM110 229H108L109 231H111L110 233H112L113 231H116L115 230V227L114 226H112ZM124 227V226H123ZM167 227V226H166ZM212 227H214V226H212ZM220 227V226H219ZM218 227V228H219ZM223 227V228H224ZM225 227V228H226ZM234 228L233 229V231L234 230H236L237 228ZM248 227H250V226H248ZM48 228V227H47ZM215 228V227H214ZM221 228V227H220ZM223 228H222V230H223ZM229 228V227H228ZM244 228V227H243ZM245 228H247V227H245ZM244 228V229H245ZM254 228H251V229H254ZM103 229V228H102ZM121 228H119V230H120ZM124 229H128V226H127V228H124ZM136 229H137V227H136ZM168 229V228H167ZM213 229V228H212ZM231 229H230V231H231ZM244 229H243V231H244ZM248 229V228H247ZM48 230V229H47ZM95 230V229H94ZM99 230V229H98ZM101 230V229H100ZM108 230H106L107 232H108ZM220 230V229H219ZM228 230V229H227ZM227 230H225V233L224 234H226L227 232ZM239 229H237V231H238ZM241 230H242V228H241ZM240 230V231H241ZM259 230H257V231H259ZM121 231V230H120ZM134 231V230H133ZM136 231V230H135ZM213 231V230H212ZM229 231V230H228ZM239 231V232H240ZM248 231V230H247ZM253 231V230H252ZM256 231V230H255ZM95 232H96V230H95ZM98 232V231H97ZM101 232H102V230H101ZM105 232V231H104ZM117 232H119V231H117ZM210 232V231H209ZM220 232V231H219ZM222 232H224V231H221V233ZM236 232V231H235ZM238 232V234H240ZM245 232V231H244ZM251 232V231H250ZM115 233V232H114ZM120 233H122V232H120ZM125 233V232H124ZM123 233V234H124ZM212 233V235L214 234L213 232H211ZM237 233V232H236ZM260 234H261V232H259ZM258 233V234H259ZM154 234V237L152 236ZM220 234V233H219ZM224 234H222V235H224ZM228 234H230V236H231V234H232V231H231V233L230 232H228ZM248 234L249 233H247V234H245L246 236H248ZM256 234V233H255ZM255 234H253V236H255ZM3 236L5 235V234H2ZM9 235H10V232H9ZM8 234L5 236V238L2 236L1 237V241H2V247L0 248V253L4 256V260H5V264H7V262L6 261H8L9 260V258L11 257V252L13 251V245H14V243H13V245L12 244H9L8 242H6V237H8L9 236ZM95 235V234H94ZM121 235V234H120ZM129 235L130 234H128V237H129ZM264 235V234H263ZM16 236V235H15ZM14 236V237H15ZM104 236H105V234H104ZM103 236V237H104ZM108 236H110V238L111 237H113L114 236V234L112 235V234H109ZM107 236V237H108ZM119 236V235H118ZM131 236H132V233H131ZM217 236H218V233H217ZM225 236V235H224ZM229 236V235H228ZM227 236V237H228ZM229 236V238H230V241L232 242V241H235L234 239H236V237H237V234H236V237H235V233H234V239L232 238L233 237V234H232V236L230 237ZM240 236H242V235H240ZM239 235H238V237H240ZM257 236V235H256ZM260 236V235H259ZM258 236V237H259ZM10 237V236H9ZM42 237V236H41ZM101 237V236H100ZM106 237V236H105ZM117 237V236H116ZM121 237V236H120ZM127 236H126V240H124L123 239V241L125 242V241H129V238H128ZM222 237V236H221ZM227 237H226V239H227ZM251 237V236H250ZM44 238V237H43ZM97 238V237H96ZM98 238H99V236H98ZM122 238V237H121ZM120 238V239H121ZM219 239V236L218 237H216V239ZM10 239V238H9ZM11 239H13L12 238V236H11ZM15 239H16V237H15ZM15 239H13V240H15ZM18 239V238H17ZM120 239H119V241H120ZM221 239V238H220ZM225 239V238H224ZM231 239H233V240H231ZM243 238L241 237L239 240L240 241H243L242 240ZM252 239V238H251ZM12 240V241H13ZM112 240V239H111ZM117 240V242H118V238L116 239ZM122 240V239H121ZM223 240V239H222ZM222 240H221V242H222ZM237 240V239H236ZM238 240V241H239ZM253 240V239H252ZM255 240V239H254ZM11 241V242H12ZM16 241V240H15ZM20 241V240H19ZM32 241V240H31ZM110 241V240H109ZM145 241V240H144ZM150 241V240H149ZM148 241V242H149ZM215 241V240H214ZM218 240H216V243H218L217 242ZM239 241V242H240ZM18 242V240L16 241V243ZM100 242H102L103 243V241H100ZM99 242V243H100ZM155 242V241H154ZM227 242V241H226ZM225 242V243H226ZM231 242H227V243H231ZM239 242H237L239 245H240V243ZM250 242V241H249ZM254 242V241H253ZM253 242H252V244H253ZM1 243V242H0ZM16 243H15V246H16ZM20 243V242H19ZM22 243V242H21ZM30 244V242H27V244ZM31 243H33V242H31ZM115 243V242H114ZM121 243V242H120ZM133 243V242H132ZM137 243V242H136ZM150 243V242H149ZM219 243H220V241H219ZM223 243V242H222ZM221 243V244H222ZM224 243V244H225ZM226 243V244H227ZM236 243V242H235ZM96 244V243H95ZM98 244V243H97ZM122 244H123V242H122ZM121 244V245H122ZM153 244V241H152V243L150 244L151 246L148 248V247H144L143 246V248H139V245H138V247H133V248H135V251L133 252L131 249H129V250H131L132 251V253L130 254V251L129 252H127L126 251V249L125 248H123L124 247V245L122 246V248L121 249H123L124 251H122L121 253H122V256L120 255V254H117L118 253V250H117V252L116 253H114L113 252V250H111V249H106L105 251H104V253H103V255H102V257H104L105 258V260H106V264H152V262L153 261H151V258L150 257H152L153 255H151L150 257L148 256L149 254H153V249H152V245ZM202 244V243H201ZM221 244H218V245H221ZM225 244V245H226ZM228 244V245H229ZM1 245V244H0ZM20 245V244H19ZM22 245V244H21ZM101 243L99 244V248L101 247ZM164 245H166V244H164ZM170 245V244H169ZM228 245L226 246V249H230V246H229V248H227L228 247ZM232 245V244H231ZM253 245H255V244H253ZM18 246V245H17ZM29 246V245H28ZM109 246V245H108ZM131 246V245H130ZM133 246H137V245H133ZM155 246V245H154ZM161 246V245H160ZM204 246V245H203ZM202 246V247H203ZM222 246V245H221ZM221 246H220V249H221ZM233 246H234V244H233ZM232 246V247H233ZM236 246V245H235ZM242 246V245H241ZM248 246H251V245H248ZM19 247V246H18ZM141 247V246H140ZM156 247V246H155ZM166 247H167V245H166ZM197 247V246H196ZM201 246H199V248H202ZM16 248V247H15ZM21 248V247H20ZM97 248V247H96ZM120 248H118L119 249V251H120ZM198 248V247H197ZM204 248V247H203ZM202 248V249H203ZM217 248V247H216ZM114 249V248H113ZM155 249V248H154ZM206 249V248H205ZM224 249V248H223ZM232 249V248H231ZM233 249H234V247H233ZM237 249V248H236ZM17 250H19L18 248H17ZM22 250V249H21ZM100 250V249H99ZM104 250V249H103ZM102 250V251H103ZM116 250V249H115ZM198 250V249H197ZM218 250H219V248H218ZM217 250V251H218ZM238 250V249H237ZM30 251V250H29ZM192 251H193V249H192ZM192 251H190V252H192ZM196 251V250H195ZM200 251V250H199ZM240 251V250H239ZM13 252H15V251H13ZM33 252V251H32ZM32 252H31V254H30V257H32ZM101 252V251H100ZM140 252V253H139ZM203 252V251H202ZM201 252V253H202ZM233 252V251H232ZM236 252V251H235ZM20 253V252H19ZM34 253V252H33ZM193 254L195 253L194 251L192 252ZM200 253V252H199ZM200 253V254H201ZM17 254V253H16ZM21 254V253H20ZM175 254V253H174ZM179 254V253H178ZM183 254V253H182ZM196 254V253H195ZM199 254V255H200ZM225 254H227V253H225ZM231 254H233V253H231ZM239 254V253H238ZM237 254V252L236 253H234V255H235V257H236V255H238ZM100 255H101V253H100ZM124 255V256H123ZM180 255V254H179ZM178 255V256H179ZM14 256V255H13ZM17 256H18V254H17ZM20 256V255H19ZM18 256V257H19ZM29 256V255H28ZM156 256V255H155ZM154 256V257H155ZM185 256V255H184ZM184 256H182L181 255V257H184ZM187 256V255H186ZM185 256V257H186ZM188 256H190V255H188ZM187 256V257H188ZM192 256V255H191ZM191 256H190V258H191ZM194 256V255H193ZM229 256H230V253H229ZM228 256V257H229ZM17 257V258H18ZM21 257H24V256H21ZM29 257V258H30ZM34 257H36V255L34 256ZM158 257V256H157ZM157 257H155V258H157ZM173 257H175V256H173ZM196 257V256H195ZM231 260L230 261H233V256L231 255ZM237 257H239V256H237ZM236 257V259L234 258V261L235 260H237L238 258ZM159 258V257H158ZM194 258V257H193ZM193 258H192V260H193ZM197 258H198V255H197ZM30 259H32L33 260V258H30ZM194 259H196V258H194ZM202 259V258H201ZM200 259V260H201ZM227 259V258H226ZM11 260V259H10ZM154 260H156V259H154ZM158 260V259H157ZM156 260V261H157ZM162 260V259H161ZM160 260V261H161ZM188 260V259H187ZM191 260V259H190ZM199 260V261H200ZM203 260V259H202ZM228 260V259H227ZM13 261V263H14V259L12 260ZM103 261H104V259H103ZM102 261V262H103ZM167 261V260H166ZM185 261H186V259H185ZM189 261V260H188ZM194 261V260H193ZM198 261V260H197ZM198 261V262H199ZM234 261L233 262H231V264L232 263H234ZM102 262H101V264H102ZM105 262V261H104ZM162 262V261H161ZM206 262V261H205ZM12 263V262H11ZM12 263V264H13ZM32 263H34V261H32ZM163 263H164V261H163ZM162 263V264H163ZM166 263V262H165ZM164 263V264H165ZM195 263V262H194ZM248 263V262H247ZM34 264H36V263H34ZM105 264V263H104ZM167 264V263H166ZM193 264V263H192ZM198 264V263H197ZM201 264H202V261H201ZM249 264V263H248Z\"/></svg>",
  "mask_w": 264,
  "mask_h": 264
}]
</instances>
